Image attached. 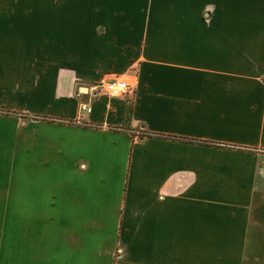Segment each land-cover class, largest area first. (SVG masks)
<instances>
[{
	"label": "crops",
	"instance_id": "0c3cea01",
	"mask_svg": "<svg viewBox=\"0 0 264 264\" xmlns=\"http://www.w3.org/2000/svg\"><path fill=\"white\" fill-rule=\"evenodd\" d=\"M262 241L264 0H0V264H264Z\"/></svg>",
	"mask_w": 264,
	"mask_h": 264
},
{
	"label": "built area",
	"instance_id": "2783aa9c",
	"mask_svg": "<svg viewBox=\"0 0 264 264\" xmlns=\"http://www.w3.org/2000/svg\"><path fill=\"white\" fill-rule=\"evenodd\" d=\"M104 88L107 94L114 96H123L129 93L131 90V85L126 80L115 79L110 82L104 83ZM84 110H87V107H84Z\"/></svg>",
	"mask_w": 264,
	"mask_h": 264
},
{
	"label": "rangeland",
	"instance_id": "374dc122",
	"mask_svg": "<svg viewBox=\"0 0 264 264\" xmlns=\"http://www.w3.org/2000/svg\"><path fill=\"white\" fill-rule=\"evenodd\" d=\"M84 107H87V110H88V106L84 105V106H82V108H81V111H83V112L87 111V110H84ZM262 245H263V247H264V241H262ZM262 254H263V253H262ZM248 264H251V262L249 261ZM254 264H256V263H254ZM260 264H261V263H260Z\"/></svg>",
	"mask_w": 264,
	"mask_h": 264
}]
</instances>
